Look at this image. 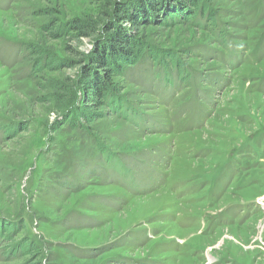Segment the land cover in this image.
<instances>
[{
    "label": "rangeland",
    "instance_id": "rangeland-1",
    "mask_svg": "<svg viewBox=\"0 0 264 264\" xmlns=\"http://www.w3.org/2000/svg\"><path fill=\"white\" fill-rule=\"evenodd\" d=\"M131 3L0 0V264H264V0L119 25L137 60L84 117L73 24Z\"/></svg>",
    "mask_w": 264,
    "mask_h": 264
},
{
    "label": "trees",
    "instance_id": "trees-1",
    "mask_svg": "<svg viewBox=\"0 0 264 264\" xmlns=\"http://www.w3.org/2000/svg\"><path fill=\"white\" fill-rule=\"evenodd\" d=\"M158 2L162 3L163 0H132L131 4L124 5L126 9H129V7L133 9L131 15L127 14L126 11L119 9V13L115 12L116 15L113 16L112 19L111 13L107 14L105 12L103 13V16L106 15L105 18L107 21L104 22V24H101V26H98L93 20H88L85 22L76 19L72 30L75 31L77 40L88 38L94 35H97L98 37L102 36L100 39L95 41V49L93 50L94 52L87 58V63H85V65V56L83 55V57L80 58V52L77 54L78 64L80 63L84 65L83 70H85V76H91L89 77V81L86 80L82 82L85 88L91 89L88 92H90L92 95L90 99L87 98V102L89 104H85L83 106L86 110H82L84 117H87L88 113H90V110L93 109L90 107L96 101L93 99V96L99 99L102 95V92L104 91L103 88H106V85H108L109 79L107 76H111L114 72L122 71L125 66L124 64H128L133 60H137V50L135 48L134 39H131V30L129 27H122L119 29V25L127 23L129 26L137 27L140 24L139 21L141 19H145L147 21L151 20L152 16L163 12V7L159 8L156 6L159 4ZM190 2L191 0H182L181 4L185 5ZM146 5H148V8L150 9L149 12L144 10ZM161 6H163V4ZM167 7L171 8L167 9L168 11L178 9L177 4L173 6L169 3V6ZM182 9H184V6H182ZM138 10H141V13L139 15L137 14V16H134V13ZM114 21H116V23H113ZM87 107L90 108L88 109ZM80 119L84 120L82 118ZM238 178L241 179V174L238 176Z\"/></svg>",
    "mask_w": 264,
    "mask_h": 264
},
{
    "label": "crops",
    "instance_id": "crops-1",
    "mask_svg": "<svg viewBox=\"0 0 264 264\" xmlns=\"http://www.w3.org/2000/svg\"><path fill=\"white\" fill-rule=\"evenodd\" d=\"M261 159H262L261 157H260V158H258V160H259L260 164H257V168H256V170H257V169H259V166L261 165V161H260ZM256 170H255V171H256Z\"/></svg>",
    "mask_w": 264,
    "mask_h": 264
}]
</instances>
